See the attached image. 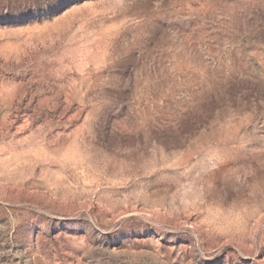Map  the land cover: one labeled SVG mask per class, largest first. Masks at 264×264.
<instances>
[{"label": "rangeland", "instance_id": "1", "mask_svg": "<svg viewBox=\"0 0 264 264\" xmlns=\"http://www.w3.org/2000/svg\"><path fill=\"white\" fill-rule=\"evenodd\" d=\"M0 264H264V0H0Z\"/></svg>", "mask_w": 264, "mask_h": 264}]
</instances>
